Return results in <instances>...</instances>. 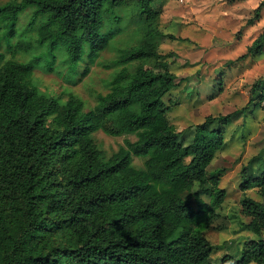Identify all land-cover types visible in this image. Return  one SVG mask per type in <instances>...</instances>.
<instances>
[{
	"label": "trees",
	"instance_id": "1",
	"mask_svg": "<svg viewBox=\"0 0 264 264\" xmlns=\"http://www.w3.org/2000/svg\"><path fill=\"white\" fill-rule=\"evenodd\" d=\"M128 1L0 4V48L3 42L12 54L41 48L27 61L4 59L0 52V264H216L203 228L219 216L225 197L219 183L227 169L208 167L238 111L206 115L192 126L187 143L172 130L168 111L176 102L163 97L185 77L178 78L158 51L156 38L165 35L153 0H133L147 23V41L119 52L112 64L123 67L92 107L32 82L41 63L53 69L59 51L70 73L84 58L94 62L120 32L105 29L108 12ZM263 8L260 0L246 26L261 18ZM27 9L26 28L19 31V15ZM262 53L264 29L237 59ZM263 92L264 75L250 84L247 104L264 109ZM243 114L245 127L249 112ZM96 131L135 139L106 156L94 142ZM133 156L143 158L142 167ZM247 167L241 166L238 185L240 214L247 219L241 225L257 238L218 264H264V170L254 175ZM250 189L259 200L246 193Z\"/></svg>",
	"mask_w": 264,
	"mask_h": 264
},
{
	"label": "rangeland",
	"instance_id": "2",
	"mask_svg": "<svg viewBox=\"0 0 264 264\" xmlns=\"http://www.w3.org/2000/svg\"><path fill=\"white\" fill-rule=\"evenodd\" d=\"M5 1L9 0H0V4ZM259 2L260 0H241L228 4L226 0H153L151 4L154 10L160 11L157 26L165 35L156 38L159 39L158 51L164 55L163 60L169 63V69L178 75V78L185 77L184 80H177L178 86L163 97L166 103L173 100L176 102L168 111L172 130L181 133L182 141L187 143L191 140L192 126L203 121L206 115H225L238 111L231 123L224 126V144L208 167L212 169L223 166L227 169L219 183L225 190L222 206L218 209L219 216L213 220L210 228H203L204 235L213 245L212 260L216 264L226 253L238 256L239 249L245 242L257 238L241 225L247 219L240 214L242 193L238 185L241 166L247 165V159L259 150H264V110L260 112L256 109L253 112L257 121L253 131H250L247 125L244 127L241 124L244 120L243 112L251 113L254 110V107L247 104L248 90L253 81L264 75V55L258 54L251 59L248 55L242 60L237 59L245 52L243 43L247 34H243L242 43L235 48L227 45L239 39L243 31L241 27L246 26V20L251 17ZM138 8V4L133 0L111 8L104 27L106 30L114 29L120 32L111 39L109 46L99 53L94 62L90 63L84 58L76 70L70 73L65 54L59 51L53 69L48 70L41 63L33 72L32 82L40 91L59 96L61 99L73 95L79 97L86 108L92 107L97 94L109 90L110 80L123 67L112 64L119 52L147 41V23L144 17L138 14ZM223 9L226 10L225 13ZM30 11L31 9H27L19 15V31L26 28ZM114 15L119 16V19H112ZM207 23L213 28H208L213 37L204 38L206 45L201 46ZM263 29L264 8L261 18L255 21L252 30L256 33ZM30 34L35 35V31ZM167 34L174 37L171 38V35ZM230 36L233 38L229 39ZM12 39L13 42L16 40ZM40 50L41 48L12 54L6 49L4 42L0 48L4 59L14 58L20 61H27ZM169 52L173 55H166ZM87 66L88 70L84 72ZM213 94L216 96L213 97ZM210 126H215V122ZM93 139L104 154L110 156L124 144L125 139L134 140L135 135L110 136L96 131L93 133ZM258 156H261L260 153ZM132 163L142 167L143 158L133 156ZM260 168L261 166L255 169L257 173L261 172ZM248 170L253 174L250 167H247V173ZM246 193L254 199H260L256 189H250ZM203 198L208 200L207 197Z\"/></svg>",
	"mask_w": 264,
	"mask_h": 264
},
{
	"label": "crops",
	"instance_id": "3",
	"mask_svg": "<svg viewBox=\"0 0 264 264\" xmlns=\"http://www.w3.org/2000/svg\"><path fill=\"white\" fill-rule=\"evenodd\" d=\"M224 10V13L226 12V10L225 9H223ZM226 20V19H225ZM216 21H217V19H216ZM218 22H220L219 20H218ZM223 22V21H222ZM253 26H254V24H252V25H249V26H245L244 28H243V31H242V34L238 37L239 39H235L234 40V42L233 43H228V45L227 46H229V47H232V48H235L236 46H238L240 43H242V38L244 37V35L243 34H247L248 36H247V38L245 39V42L243 43V47H244V45H245V48H246V46L248 45V44H250L251 43V41L257 36V34L259 33V32H261V30L259 31V32H256L255 33V31L254 30H252V28H253ZM206 27H207V29H205V33H203L202 34V44H200L201 46H204V45H206L205 44V42H204V38L205 39H207V38H212L213 37V35H212V33H211V31L210 30H212L213 28L212 27H210L209 25H208V23H207V25H206ZM208 28H210V30L208 29ZM204 29V28H203ZM256 30V29H255ZM208 35H210L209 37H207ZM233 38V36H230L229 37V39H232ZM229 42V41H228ZM232 42V41H231ZM262 55H264V53H262ZM250 57V59H251V57L252 56H249ZM214 96H216L215 94H213V97ZM256 109H258V111L260 110V112H261V110H264V109H262V108H260V107H257V108H254V110L252 111V113H249V115H248V118H246V125L248 126V128H250L249 130L250 131H253L254 130V127L256 126V124H257V121H256V119L254 118V116H253V112L256 110ZM201 122V121H200ZM220 150V149H219ZM259 152H263L262 150H259L258 151V153ZM258 153H256L254 156H252V157H250L249 159H247V162H246V164H249V167H250V169H252V172H253V174H258L257 172H256V168L257 167H259V166H261V171L262 170H264V154H262L261 156H258ZM251 159V160H250ZM250 160V161H249ZM249 162V163H248ZM260 173V172H259Z\"/></svg>",
	"mask_w": 264,
	"mask_h": 264
},
{
	"label": "built area",
	"instance_id": "4",
	"mask_svg": "<svg viewBox=\"0 0 264 264\" xmlns=\"http://www.w3.org/2000/svg\"><path fill=\"white\" fill-rule=\"evenodd\" d=\"M261 105H262L263 108H264V92H263V96H262V100H261Z\"/></svg>",
	"mask_w": 264,
	"mask_h": 264
}]
</instances>
